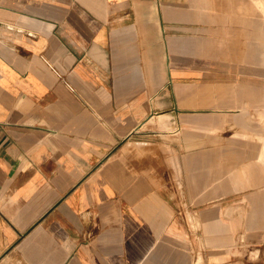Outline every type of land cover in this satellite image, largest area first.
Wrapping results in <instances>:
<instances>
[{"label":"crops","instance_id":"1","mask_svg":"<svg viewBox=\"0 0 264 264\" xmlns=\"http://www.w3.org/2000/svg\"><path fill=\"white\" fill-rule=\"evenodd\" d=\"M256 0H0V264H264Z\"/></svg>","mask_w":264,"mask_h":264},{"label":"rangeland","instance_id":"2","mask_svg":"<svg viewBox=\"0 0 264 264\" xmlns=\"http://www.w3.org/2000/svg\"><path fill=\"white\" fill-rule=\"evenodd\" d=\"M257 5L259 7V9L261 10V20L262 21V25L264 26V0H256ZM257 120L260 124L264 125V111L259 112V114H257ZM197 262L198 264L201 263V255L198 254L197 255Z\"/></svg>","mask_w":264,"mask_h":264}]
</instances>
